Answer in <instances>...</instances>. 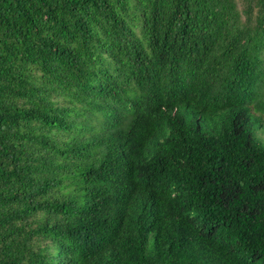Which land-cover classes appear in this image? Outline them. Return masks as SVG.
Wrapping results in <instances>:
<instances>
[{
    "label": "trees",
    "instance_id": "trees-1",
    "mask_svg": "<svg viewBox=\"0 0 264 264\" xmlns=\"http://www.w3.org/2000/svg\"><path fill=\"white\" fill-rule=\"evenodd\" d=\"M0 264H264V0H0Z\"/></svg>",
    "mask_w": 264,
    "mask_h": 264
}]
</instances>
